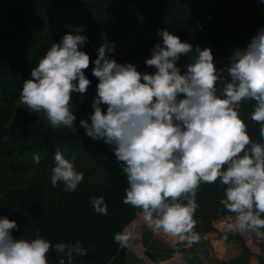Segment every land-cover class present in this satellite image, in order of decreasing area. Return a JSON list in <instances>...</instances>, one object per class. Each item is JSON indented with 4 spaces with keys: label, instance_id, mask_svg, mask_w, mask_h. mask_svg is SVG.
Returning <instances> with one entry per match:
<instances>
[{
    "label": "clouds",
    "instance_id": "obj_1",
    "mask_svg": "<svg viewBox=\"0 0 264 264\" xmlns=\"http://www.w3.org/2000/svg\"><path fill=\"white\" fill-rule=\"evenodd\" d=\"M84 27L66 32L40 57L31 77L24 79L22 104L43 110L53 126L77 133L73 93H85L92 83L85 72L91 62L92 75L98 77L93 111L78 124L86 136L114 146L129 185L124 203L142 208L154 233L194 244L201 239L195 230L197 191L201 183L219 178L226 185L219 203L235 214L228 231L264 238V26L246 46L233 48L223 67L216 66L211 47L159 29L162 40L146 59L154 72L119 62L110 55L115 45L108 40L91 60L82 47L89 40ZM183 54H189V63L182 71L178 61ZM245 101H254L251 119L259 125V141L240 115ZM40 159L33 153L35 164ZM74 159L55 152L53 185L62 182L68 191L78 187L84 174ZM91 204L107 215L102 195L93 196ZM14 228H19L17 220L0 216V264H50V249L61 254L59 264H83L76 257L88 249L79 240L53 244L39 231L32 238H16ZM113 239L125 247L130 235L118 231Z\"/></svg>",
    "mask_w": 264,
    "mask_h": 264
},
{
    "label": "trees",
    "instance_id": "obj_2",
    "mask_svg": "<svg viewBox=\"0 0 264 264\" xmlns=\"http://www.w3.org/2000/svg\"><path fill=\"white\" fill-rule=\"evenodd\" d=\"M218 20L222 21V29L215 28ZM79 25L85 26L83 32L89 37L82 47L91 60L108 40L115 45L110 55L119 62H133L144 72L148 71L146 59L151 56V49L162 40L159 29L168 28L191 43L206 39L229 51L230 57L233 48L246 46L258 28L264 26V10L249 11L246 0H0V183L9 173L53 166L57 150L66 158L74 156L76 169L99 178L95 187L113 191L105 199L107 215L98 213L97 222L87 228L80 224L78 213L69 218L57 208L42 204H35L34 211L56 227L58 242L79 240L88 249L76 257L78 262L126 264L127 249L120 247L113 236L136 218V206L124 203L129 185L123 162L117 161L112 151L114 146L100 140L90 142L83 135L73 136L61 131L66 126H53L46 120L17 124L16 121H23L22 111L15 114L13 109L22 103L24 79L31 77L40 57L53 42ZM93 67L90 62L85 69L92 81L88 88H95L98 83V77L92 75ZM82 101L75 100L77 117L86 106L83 101L84 106L79 107ZM253 104L254 101L243 102L240 113L249 125L250 136L259 141V125L251 119ZM33 153L40 155L39 164L33 162ZM210 184L215 192L207 194L211 190L201 183L198 196L209 207L220 204L226 187L219 178ZM10 218L17 220L19 228L13 230L18 234H22L23 227L36 233L32 222Z\"/></svg>",
    "mask_w": 264,
    "mask_h": 264
},
{
    "label": "rangeland",
    "instance_id": "obj_3",
    "mask_svg": "<svg viewBox=\"0 0 264 264\" xmlns=\"http://www.w3.org/2000/svg\"><path fill=\"white\" fill-rule=\"evenodd\" d=\"M246 2L247 9L249 11H253L256 9L264 10V0H246ZM218 21L215 24V28L222 29V21ZM192 44H199L202 48L211 47L214 53V61L217 67H223L229 64V51H227L226 49L219 48L215 46L213 42H209L206 39L202 41L194 39ZM178 63L182 66L181 70L183 71L189 63V54H183ZM154 71V66L148 67L147 72ZM95 95L96 87L87 88V91L83 94L76 92L73 93L72 103L74 111L76 113V117L77 109H75L76 107L74 105L75 100L82 99L83 101H85L86 105H83V101L79 105V107L84 106V109L79 112L80 116L77 117V125L79 127V131L77 133H71V131L67 127H61V131L70 132L73 136L83 135L84 138L90 142H99L98 140H93L90 137L86 136L84 134L83 128L78 124L79 119L89 117V114L93 111L91 102ZM102 108L106 110V105H102ZM13 109L15 110V114H20L19 112L21 111L23 112H21L23 121H16L17 124H27V122H34L38 124L41 120L48 121L43 110L39 111V117L36 118V112L29 110L27 108V105L25 104L18 103L13 106ZM240 115L244 119V116L241 113ZM100 141H103V139H100ZM51 168L52 166H41L32 168L30 170H19L17 173H9L6 178L1 181L0 216L8 215L9 218L11 216H16L26 224L32 222L33 226L36 229V233H33L28 228L26 229L25 227H23V232L21 231L22 234H18V232L12 230L13 235L16 238H21L23 236L26 238H32L35 237L37 235V231H39V234L41 236L49 239L53 242V244L58 242V233L56 227L37 216L34 211L35 204L55 207L62 214L68 216L69 218H73L78 213L80 224L86 226L87 228H90L89 226H91L92 223L97 222V214L99 213L93 208L91 204V198L93 196L102 195L105 200L107 196L111 197L113 194V191L110 188L95 187L96 184H94V182H97L99 178L86 173L84 174V172L83 180L74 191H68L62 182L58 183L57 185H53L51 183ZM203 183L204 185L206 184L205 187L208 191L211 190L207 194L215 192V188L212 187L210 183ZM199 193H201L200 187L196 194V200L199 207L195 212V217L198 220L197 224L195 225V230L208 229L212 226L211 224L213 220L232 213L221 204H216L209 207L208 204L203 203L201 197H198L201 195ZM140 209L141 208L136 207V218L140 216ZM126 226L127 225H125L121 231H124ZM115 245L116 242H114L112 246L114 247ZM133 246H135V248L139 250V254H141V249L143 248L140 244V239H137L135 242H133ZM126 249L131 248L126 247ZM60 255L61 254L57 253L54 249H50L48 253L50 264H59ZM143 255H146L145 251Z\"/></svg>",
    "mask_w": 264,
    "mask_h": 264
},
{
    "label": "crops",
    "instance_id": "obj_4",
    "mask_svg": "<svg viewBox=\"0 0 264 264\" xmlns=\"http://www.w3.org/2000/svg\"><path fill=\"white\" fill-rule=\"evenodd\" d=\"M139 214L135 225L149 262L138 250L127 249L126 264H264V238L248 231H228L227 224L235 218L233 212L213 220L208 229L196 230L201 239L194 244L163 232L154 233L142 208Z\"/></svg>",
    "mask_w": 264,
    "mask_h": 264
},
{
    "label": "built area",
    "instance_id": "obj_5",
    "mask_svg": "<svg viewBox=\"0 0 264 264\" xmlns=\"http://www.w3.org/2000/svg\"><path fill=\"white\" fill-rule=\"evenodd\" d=\"M135 220L136 219H134V220H132L126 227H125V229H124V231L126 230L127 232H128V234L130 235V239H129V242H128V244L126 245V247H128V248H131V249H133V250H135L136 248H135V246H133V242H135L137 239L139 240L140 239V237H141V232L137 229V226L135 225ZM132 247H134V248H132ZM136 250H138V249H136ZM142 250V252L144 253V251H143V249H141ZM140 250V251H141ZM139 251V250H138ZM143 253H141L140 255H141V257H143L144 259H145V261L148 263L149 262V259H148V257H147V255H143ZM147 259H148V261H147ZM172 264V263H171Z\"/></svg>",
    "mask_w": 264,
    "mask_h": 264
}]
</instances>
